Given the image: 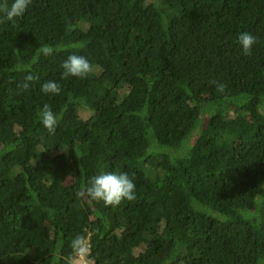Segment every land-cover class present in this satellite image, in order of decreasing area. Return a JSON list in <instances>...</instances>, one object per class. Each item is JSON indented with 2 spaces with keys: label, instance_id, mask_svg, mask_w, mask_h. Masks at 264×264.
<instances>
[{
  "label": "trees",
  "instance_id": "1",
  "mask_svg": "<svg viewBox=\"0 0 264 264\" xmlns=\"http://www.w3.org/2000/svg\"><path fill=\"white\" fill-rule=\"evenodd\" d=\"M73 54L93 71L61 79ZM107 172L136 199L76 196ZM78 234L91 264H264V0H32L0 22V264H67Z\"/></svg>",
  "mask_w": 264,
  "mask_h": 264
},
{
  "label": "clouds",
  "instance_id": "2",
  "mask_svg": "<svg viewBox=\"0 0 264 264\" xmlns=\"http://www.w3.org/2000/svg\"><path fill=\"white\" fill-rule=\"evenodd\" d=\"M32 0H12L9 6L8 0H0V22L4 20L12 21L14 18L22 17ZM257 42L256 37L248 32H242L238 35V43L242 48L244 55H251L252 47ZM39 51L44 56H49L53 52L52 46L43 45ZM63 72L61 79L67 77L86 78L92 71L93 66L89 60L80 55H70L61 65ZM34 79H38L32 74L24 78V82L18 87L27 91ZM218 92L225 91V85L218 84L215 81ZM44 94L59 95L61 86L56 81H47L41 86ZM40 122L48 133L54 134L58 124L57 116L48 104H44L40 110ZM78 198H85L93 202H102L105 207L118 206L122 201L129 202L136 199V185L128 173H100L91 177L86 186H83L76 193ZM71 255L67 258V264H84L90 253L89 244L85 235H76L70 244Z\"/></svg>",
  "mask_w": 264,
  "mask_h": 264
},
{
  "label": "rangeland",
  "instance_id": "3",
  "mask_svg": "<svg viewBox=\"0 0 264 264\" xmlns=\"http://www.w3.org/2000/svg\"><path fill=\"white\" fill-rule=\"evenodd\" d=\"M84 264H91V263H89L88 261H86V262H84Z\"/></svg>",
  "mask_w": 264,
  "mask_h": 264
}]
</instances>
